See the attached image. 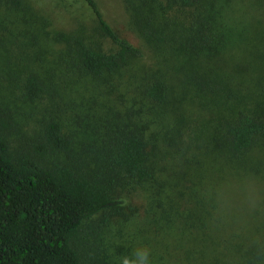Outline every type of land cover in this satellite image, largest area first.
<instances>
[{
	"label": "trees",
	"instance_id": "trees-1",
	"mask_svg": "<svg viewBox=\"0 0 264 264\" xmlns=\"http://www.w3.org/2000/svg\"><path fill=\"white\" fill-rule=\"evenodd\" d=\"M80 2L86 13L74 28L48 32L58 46L51 65L41 60L22 73L0 75V264H109L95 238L110 219L131 212L120 196L125 186L155 184L162 191V159L183 168L210 160L229 174L246 172L247 153L264 140V114L253 112L264 77L243 89L217 69L229 48L258 41L259 20L249 13L264 10V0H123L130 25L154 59L142 73L136 65L127 69L143 56L140 49L114 30L97 0ZM163 51L176 63H165ZM80 88L94 109H103L91 113L88 131L76 139L54 116L13 142L20 105L54 101L61 90ZM193 173H175L167 184L172 193L152 192L154 205L145 213L153 219V210L162 208L155 228L167 256L148 263L167 264L179 253L171 249L183 250L175 264L259 261L258 244L223 242L232 224L220 222L213 198L220 176L202 191L203 177ZM179 199L187 202L178 210Z\"/></svg>",
	"mask_w": 264,
	"mask_h": 264
},
{
	"label": "rangeland",
	"instance_id": "rangeland-1",
	"mask_svg": "<svg viewBox=\"0 0 264 264\" xmlns=\"http://www.w3.org/2000/svg\"><path fill=\"white\" fill-rule=\"evenodd\" d=\"M244 1L246 3V0ZM19 2V6H14L10 0H0V75L3 77L12 72L22 73L28 66L35 63L39 66L42 63L47 66L51 65L54 62L52 58L56 54L54 51L58 49V46L51 43L48 32L74 28L75 20L82 18V12L86 13L80 0H19ZM97 2L114 30L138 47L143 54L139 60L128 62L127 69L131 71L133 70L131 66L136 65L134 67H139L138 71L142 73L146 68L153 67L154 59L151 50L130 25L123 0H97ZM253 9L249 15L259 20L254 25V29L259 31L260 38L255 37L259 42L248 40L243 44L237 43L231 50L230 48L227 50L217 66L219 71L225 73L230 85L243 89L250 88L252 83L256 86L257 80L264 77V56L262 55L264 52V10ZM174 11L172 7L169 13L174 14ZM247 16L248 14L244 18ZM106 47L108 45H102V48ZM163 56L168 65L176 63L170 52L166 51L164 54L163 51ZM122 73L128 72L125 70ZM115 76L117 78V75ZM180 81L181 78L179 84ZM260 81L263 84L258 85V91L263 98L258 97V104L253 107V112L257 115L264 114V80ZM0 83H5V81H0ZM80 90L81 88L78 92L75 89L61 90V95L54 101L43 98L35 104L20 105L15 115L17 129L12 133L13 142L18 143L22 140V135L31 136L33 131L39 127L40 122L54 116L60 118L65 131L78 139L82 133L89 130L86 123L91 121V113L103 111L99 106H95L94 109L93 104L86 99L87 96L79 93ZM122 97L128 104V95L123 94ZM79 117H84L83 124L78 123ZM246 159L249 161L246 172L231 174L227 166L222 167V163L221 166L215 165L210 160L204 161L200 168L191 166L183 168L177 164V160L162 159L158 162V166L163 168V171L157 174L159 179L167 180L162 191L155 184L125 186L120 196L125 199L126 204L131 206V212L128 217L118 216L110 219L108 225L102 230L103 232H99L95 238L97 243H101L103 254L109 256V264H125V262L141 264V257L145 254L147 264L151 258L156 263H161L166 259L167 250L159 248L161 233L155 228L160 225L158 220H161L162 208L153 210V219L151 215L146 216L145 210L148 206L154 205L151 200L152 192H158L161 196L164 193H172L173 191L168 190L167 184L170 179L175 178V173L180 174L183 171L195 172L192 175L203 177V184L200 185L202 191L211 185L217 175L220 176V179L213 184V189L216 191L213 198L216 199L220 222L232 224V227L231 225L225 227L229 235L223 234V242L258 244L261 248L260 259L254 264H264V140L254 145L247 153ZM249 164L251 169H249ZM197 181V178L192 179V182ZM159 195L156 198L162 200ZM186 202L185 200L178 202V210L183 209ZM98 236H101V241ZM152 236L155 240L151 239ZM118 245L127 247L128 251L119 252L116 249ZM182 251L176 249L173 252L171 249L172 255L177 254L173 255L175 258L171 261L167 259V264H175V259L177 263Z\"/></svg>",
	"mask_w": 264,
	"mask_h": 264
},
{
	"label": "clouds",
	"instance_id": "clouds-1",
	"mask_svg": "<svg viewBox=\"0 0 264 264\" xmlns=\"http://www.w3.org/2000/svg\"><path fill=\"white\" fill-rule=\"evenodd\" d=\"M127 264V262H125ZM141 264H147L146 254L141 257Z\"/></svg>",
	"mask_w": 264,
	"mask_h": 264
}]
</instances>
